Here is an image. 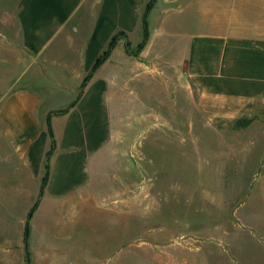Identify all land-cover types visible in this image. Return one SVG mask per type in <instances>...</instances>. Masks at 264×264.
<instances>
[{
  "label": "crops",
  "instance_id": "crops-1",
  "mask_svg": "<svg viewBox=\"0 0 264 264\" xmlns=\"http://www.w3.org/2000/svg\"><path fill=\"white\" fill-rule=\"evenodd\" d=\"M150 1L0 0V264H106L114 206L128 210L129 196L143 200L146 189L139 160L134 172L122 148L144 146L154 116L176 133L174 120H161L162 109L172 115L181 100L190 115L194 90L217 146L239 148L240 170L231 177L264 161V0H155L150 39L133 53ZM74 101L51 117L55 148L40 195L54 140L48 116ZM183 130L192 134L191 119ZM163 141L176 147L187 139ZM216 152V162H224ZM184 159L193 164L192 156ZM180 160L169 155L168 170L154 177L168 184L153 187L170 194L169 202L191 203L184 177L177 180L179 172L188 176L177 170ZM215 173L229 177L228 170Z\"/></svg>",
  "mask_w": 264,
  "mask_h": 264
},
{
  "label": "rangeland",
  "instance_id": "rangeland-1",
  "mask_svg": "<svg viewBox=\"0 0 264 264\" xmlns=\"http://www.w3.org/2000/svg\"><path fill=\"white\" fill-rule=\"evenodd\" d=\"M177 53L173 49L169 55ZM195 93L190 115L183 112L185 102L181 100L172 115L164 114L162 109L161 120H174L179 129L176 133L164 129L163 122L154 116L155 126L139 137L144 139V146L122 148L134 172L139 160L146 189L143 200L129 196L128 210L121 204L114 206L112 258L106 259V264H264V161L248 162L245 172L232 178L233 171L240 170L241 164L234 161L239 148L217 146V133L206 125L197 109ZM190 119L192 134L184 133V124ZM181 134L187 141H177L176 147L163 141L169 137L179 140ZM160 138L161 146H154L153 141ZM224 139L230 145L237 140L233 134H226ZM218 150L224 162L217 163L213 157ZM184 154L192 156V167L184 162ZM169 155H180L177 170L188 172V176L177 173V180L180 176L186 178L182 186L184 193L190 190L191 203H186L184 197H173L169 202L170 194L155 193L156 171L168 170ZM201 157L212 162L201 163ZM219 170H228L225 174L229 177L219 174L213 178ZM164 181L155 182L163 188L168 184ZM247 187L251 188L250 194L246 193Z\"/></svg>",
  "mask_w": 264,
  "mask_h": 264
},
{
  "label": "trees",
  "instance_id": "trees-1",
  "mask_svg": "<svg viewBox=\"0 0 264 264\" xmlns=\"http://www.w3.org/2000/svg\"><path fill=\"white\" fill-rule=\"evenodd\" d=\"M155 0H151L147 9H146V15H145V19H144V36H143V40L141 41V43L139 44L138 48L136 49L135 52L133 53H136L138 51H141L148 43L149 39H150V30H149V26H148V20H147V15H148V12L151 10V8L153 7V4H154ZM118 35H116L112 42L110 43V46L109 48L105 51V53L102 55V57H100L98 59V61L96 62V64L94 65L93 69H92V72L90 75H88V77L86 78V80L83 82L82 86H85L87 84V82L89 81L92 73L108 58V56L111 54L113 48L115 47L116 45V42L118 40ZM128 50L130 52H132L131 48H128ZM76 103V101L72 102L68 107L64 108V109H61V110H57V111H54V112H50L49 116H48V126H49V130H50V133L54 139V134H53V130H52V125H51V117L53 114H61V113H65L66 111H68L74 104ZM55 148V139L53 140V147H52V150L51 152L49 153L48 155V159H47V163H46V174H45V177H44V180H43V183H42V188H41V194H43L44 192V188H45V185L49 179V175H50V165H49V160H50V154L52 153V151L54 150ZM35 210V206L33 208V210L31 211L30 213V216L31 214L34 212ZM27 235H28V224H27V228H26V240H27ZM27 258H28V262H29V254L27 255Z\"/></svg>",
  "mask_w": 264,
  "mask_h": 264
}]
</instances>
